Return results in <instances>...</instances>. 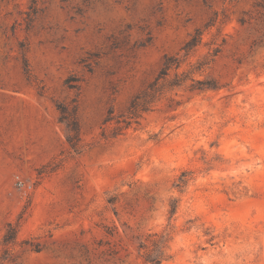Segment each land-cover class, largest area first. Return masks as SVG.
<instances>
[{"label":"rangeland","instance_id":"1","mask_svg":"<svg viewBox=\"0 0 264 264\" xmlns=\"http://www.w3.org/2000/svg\"><path fill=\"white\" fill-rule=\"evenodd\" d=\"M164 231L162 264H264V0H0V264H145Z\"/></svg>","mask_w":264,"mask_h":264},{"label":"trees","instance_id":"2","mask_svg":"<svg viewBox=\"0 0 264 264\" xmlns=\"http://www.w3.org/2000/svg\"><path fill=\"white\" fill-rule=\"evenodd\" d=\"M200 32L197 31L196 34L184 45L182 50L185 52V56L200 44ZM179 57L171 56L165 57L161 71L157 78L150 83L143 91L136 95L131 102L129 107V114L135 118L139 119L142 113L149 110V104L153 102L154 95L157 93L158 82L168 76L173 65L175 69L180 67L181 60ZM177 74H175V78ZM68 143L75 149V144L73 143V138L67 136ZM108 202L112 204V200L109 199ZM176 207H174L170 214L171 216L175 213ZM16 228L8 225L7 234H5L4 242L10 243L15 239ZM171 240V234L168 231L161 232L159 234L155 233L149 235L145 241H141L138 246L139 254L141 259L145 264H162L169 261L172 256L169 254V242Z\"/></svg>","mask_w":264,"mask_h":264}]
</instances>
